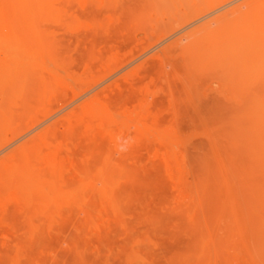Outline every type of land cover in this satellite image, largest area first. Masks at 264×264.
<instances>
[{
	"label": "rangeland",
	"instance_id": "1",
	"mask_svg": "<svg viewBox=\"0 0 264 264\" xmlns=\"http://www.w3.org/2000/svg\"><path fill=\"white\" fill-rule=\"evenodd\" d=\"M136 1L0 0V264H264V50L169 52L248 0Z\"/></svg>",
	"mask_w": 264,
	"mask_h": 264
},
{
	"label": "bare ground",
	"instance_id": "2",
	"mask_svg": "<svg viewBox=\"0 0 264 264\" xmlns=\"http://www.w3.org/2000/svg\"><path fill=\"white\" fill-rule=\"evenodd\" d=\"M23 2L25 1V0H22ZM136 1V0H135ZM159 1H161V0H137L136 2H134V3H136V6L137 7H139V8H142L143 9V11H144V15H149V12H147V8H149L150 7V9L152 8V5H156L155 3L156 2H158V3H160L159 5H161V3H162V1L161 2H159ZM29 2H32V1H29ZM131 2H133V1H131ZM222 2L223 1H221V2H218V3H215V1H214V3H212L209 7V10L210 9H212V8H214L215 6H218V5H221L222 4ZM25 3V2H24ZM157 3V4H158ZM166 3H169V2H166ZM128 4H131V6L133 5V3H128ZM177 4V3H176ZM179 4V3H178ZM177 4V5H178ZM200 4H203L202 3V1H201V3ZM215 4V5H214ZM4 5V4H3ZM17 5H19V3H17ZM166 5V4H165ZM185 6H186V4H184ZM124 6H126L125 8H124V10L123 11H127V7L129 6V9H130V5H124ZM135 6V5H134ZM133 6V7H134ZM167 6H169V5H167ZM206 6V5H205ZM246 7V11H243L242 10V7ZM147 7V8H146ZM162 7H164V6H162ZM166 7V6H165ZM171 9H173V7H171V5L169 6ZM135 8V7H134ZM161 8V7H160ZM159 8V9H160ZM186 8V7H185ZM128 9V10H129ZM131 9H133V8H131ZM146 9V10H145ZM187 9V8H186ZM190 9V8H189ZM189 9H187V10H189ZM103 10H105V9H103ZM166 10V9H165ZM169 10V9H168ZM205 10V9H204ZM214 10V9H213ZM190 11L192 12V9H190ZM190 11H188V13L190 12ZM198 11V10H197ZM91 12H93L94 13V11H90L89 13H91ZM139 12H140V10H139ZM142 12V11H141ZM145 12L147 13V14H145ZM159 12H160V10H159ZM167 12V11H166ZM93 13H91V14H93ZM103 13H104V11H103ZM128 13H129V11H128ZM127 12H126V16L128 17L129 16V14H128ZM203 12H201V13H199L198 15H200V14H202ZM209 13V12H208ZM142 13H139V15H140V17H141V15L142 16H144ZM191 14H193V12L192 13H190V15ZM207 15V14H206ZM102 16V15H101ZM145 16V18H146V20H147V17ZM192 16V15H191ZM191 16H190V18H191ZM125 17V16H124ZM140 17H138V18H140ZM94 18V17H93ZM189 18V16H188V19H190ZM142 19V18H141ZM125 20V19H124ZM149 20V19H148ZM200 20V19H199ZM198 20V21H199ZM141 21V20H140ZM91 22V21H90ZM144 22V21H143ZM150 21H148V23H149ZM173 22V21H172ZM177 22V21H176ZM175 21H174V23H176ZM179 22V21H178ZM105 23V22H104ZM125 24V23H124ZM139 23H137V25H138ZM172 25V24H171ZM120 26V25H119ZM157 26V25H156ZM118 27V26H117ZM123 27V26H122ZM146 27H148V26H146ZM167 27H168V25H167ZM150 28V27H149ZM163 28V27H162ZM175 28V27H174ZM92 30V29H91ZM149 30V29H148ZM159 30V29H158ZM163 30H164V28H163ZM168 30H169V27H168ZM121 32V31H120ZM97 34V33H96ZM96 36V35H95ZM117 37V36H116ZM167 38H168V36H167ZM93 39H94V37H93ZM96 39H97V37H96ZM95 40V39H94ZM105 40V39H104ZM125 40V39H124ZM182 40H185V42L187 43L186 44V46H184V47H180V43H173V45L169 48V52L170 53H175V51L176 50H178V47L180 48V50H181V53L183 54V56H184V61H189V57L191 56V55H196V54H201V55H204V56H207L208 57V59H211V61L213 62V63H215V65H217V66H221V67H223V66H225V65H227V66H230V65H237V64H240V62L241 61H243V59L244 58H246V57H248L249 56V54H250V52H252V51H254V50H257V51H260V50H264V0H248V1H246V2H242V4H240V6H236L235 8H233V9H231V10H229V11H227V12H225L224 14H222L221 16H218V17H216V18H214V19H212V20H210V21H208L207 23H204L203 25H200L199 27H197L196 29H194V30H192V31H190V32H188L187 34H185L183 37H181L180 39H178V41L179 42H181ZM107 41V40H106ZM125 41H128V40H125ZM91 42V41H90ZM92 42H93V40H92ZM100 43V42H99ZM122 43V42H121ZM124 43V42H123ZM182 43V42H181ZM64 44V43H63ZM66 48H68V47H66ZM93 49H95V45H94V48ZM123 49V48H122ZM149 50V49H148ZM104 53V52H103ZM90 54V53H89ZM135 54V53H134ZM121 56V55H120ZM71 58V57H70ZM79 58V57H78ZM136 58V57H135ZM93 59V58H92ZM91 59V60H92ZM75 60V59H74ZM194 60H197V59H194ZM194 60H192V62H194ZM69 61V60H68ZM123 61V60H122ZM168 61H169V59H168ZM80 62V61H79ZM157 62V61H156ZM173 62H174V60H173ZM177 63L179 62V59L176 61ZM198 62V61H197ZM64 63V62H63ZM121 63V62H120ZM160 63V62H159ZM169 63V62H168ZM170 63H171V61H170ZM187 63V62H186ZM95 64V63H94ZM155 64V63H154ZM158 64V63H157ZM172 65H170V64H168L169 66H174V65H176L175 63H171ZM178 64H180V63H178ZM159 66H160V64H158ZM193 65V64H192ZM92 66V65H91ZM202 66V65H201ZM63 67H65V66H63ZM72 67V66H71ZM93 67H94V65H93ZM161 67H162V65H161ZM174 67H176V66H174ZM182 67H183V65H182ZM145 68V67H144ZM151 68V67H150ZM154 68V67H153ZM160 68V67H159ZM184 68V67H183ZM183 68L180 70V72L181 71H184L183 70ZM193 68H195L194 67V65H193ZM58 69V68H57ZM61 69V68H60ZM146 69H147V67H146ZM160 69H162V68H160ZM176 69V68H175ZM185 69V68H184ZM222 69V68H221ZM231 69V68H230ZM148 70V69H147ZM146 70V71H147ZM159 70V69H158ZM195 71L196 70H198V69H194ZM200 70V69H199ZM217 70V69H216ZM149 71V70H148ZM178 71V70H177ZM160 72V71H159ZM179 72V71H178ZM185 72V71H184ZM199 72H203V71H199ZM219 72H221V71H218L217 70V73H219ZM144 73H148V72H144ZM144 73H142V74H144ZM186 73V72H185ZM150 74V73H149ZM154 74V73H153ZM159 74V73H158ZM188 74V73H187ZM226 74V73H225ZM220 75V79H221V81L223 80L222 78H225L226 77V75ZM74 75H76V74H74ZM147 74H145V76H146ZM155 76H158V75H156V73H155ZM207 76V75H206ZM204 77V79H203V81H205V79H207L208 77ZM222 77V78H221ZM136 78H138V77H136ZM154 78H156V77H154ZM162 78H164L163 76H162ZM182 78V77H181ZM201 78H203V77H201ZM218 78V76L216 77V80L217 79H219ZM12 79H14V78H12ZM138 79H140V78H138ZM185 79V78H184ZM183 78H182V80H184ZM233 79V78H232ZM146 80V79H145ZM144 80V81H145ZM162 80V79H161ZM163 80H165V78L163 79ZM181 80V81H182ZM225 80V79H224ZM19 81H21L20 79H19ZM137 82V81H136ZM141 82V81H140ZM162 82V81H161ZM185 82H187L186 81V79H185ZM226 82V81H225ZM229 83H232V82H230V81H228ZM234 82V81H233ZM108 83V82H107ZM143 83V82H142ZM203 83V82H202ZM38 84V83H37ZM133 84H136V83H133ZM192 84V83H191ZM139 85V84H138ZM172 85H173V83H172ZM180 86H181V84H179ZM178 85V86H179ZM40 86V85H39ZM84 86H87V85H84ZM201 86H203V84H201ZM32 87L34 88V86L32 85ZM104 87V86H103ZM174 87H175V85H174ZM174 87H173V89H174ZM183 87V86H182ZM185 87V86H184ZM183 87V88H184ZM247 87H250V86H247ZM12 88V87H11ZM14 88V87H13ZM9 89V88H8ZM25 89H26V87H25ZM253 89H255V88H253ZM174 90H176V88L174 89ZM178 90V89H177ZM262 90H264V89H262ZM191 91V90H190ZM96 92V91H95ZM6 93V92H5ZM108 93V92H107ZM177 93V92H176ZM213 93H216V92H213ZM212 92H211V94H213ZM221 93H223V92H221ZM8 94V93H7ZM25 94V93H24ZM100 94V93H99ZM27 95V94H26ZM130 97L129 98H131V96H134V95H130V94H128ZM127 95V96H128ZM183 95H184V91H183ZM216 95V94H215ZM220 95V94H219ZM252 95H254V94H252ZM147 96V95H146ZM209 96H212V95H209ZM60 97V96H59ZM66 97V96H65ZM68 97H70V96H68ZM151 97V96H150ZM215 97H217L218 98V96H214V98L212 97V98H210V101H207V103H211L212 104V102H211V99H217V98H215ZM223 97V96H222ZM255 97V96H254ZM4 98V97H3ZM61 98V97H60ZM136 98V97H135ZM139 98V97H138ZM141 98H143L142 96H141ZM141 98H139V99H141ZM201 98H202V96H201ZM9 99V98H8ZM59 99V98H58ZM150 99V98H149ZM222 99H224V98H222ZM3 100V99H2ZM29 100V99H28ZM129 100V99H128ZM226 100V99H225ZM225 100H223V101H225ZM74 101V100H73ZM72 101V102H73ZM154 101V100H153ZM223 101H219V102H222V104L221 105H224V104H227L228 102L230 103V102H233V101H226L227 103H225V102H223ZM235 101V100H234ZM2 102H5V100L4 101H2ZM65 102V101H64ZM71 102V101H70ZM144 102V101H143ZM158 102V101H157ZM156 102V103H157ZM201 102V101H200ZM206 102V101H205ZM218 101L216 100V104L214 103L213 104V106H215V108L217 109V110H220V112H224L223 110H224V107L222 108V107H219V106H221L220 104H218L217 103ZM243 102H246V99H245V101H243ZM250 102V101H249ZM139 103V102H138ZM21 104H22V102H21ZM25 104V103H24ZM236 103H234L233 105H235ZM243 105H244V103H242ZM26 105H27V103H26ZM87 105V104H86ZM208 105H210V104H208ZM32 106V105H31ZM66 106V105H65ZM75 106H76V104H75ZM88 106V105H87ZM183 106V105H182ZM139 107V106H138ZM137 107V108H138ZM2 108V107H1ZM51 108V107H50ZM185 108V107H184ZM200 108H202L201 106H200ZM219 108V109H218ZM227 108V107H226ZM225 108V109H226ZM237 108V106L235 107V109H233V110H235V111H237L238 112V110H239V112L241 111V109H236ZM202 109H204V108H202ZM208 109V108H207ZM212 109H214V108H212ZM206 110V109H205ZM204 110V111H205ZM216 110V111H217ZM15 111V110H14ZM201 111H203V110H201ZM200 111V113H202ZM20 112V111H19ZM26 112V111H25ZM184 112H186V111H184ZM191 112H192V110H191ZM214 111H212L211 113H213ZM218 112V111H217ZM216 112V113H217ZM231 112H232V110H231ZM236 112V113H237ZM235 113V112H234ZM29 114V111L28 112H26V114L24 113V115L25 116H27ZM196 114V113H195ZM224 113H221L220 115H223ZM238 114V113H237ZM193 115V114H192ZM224 116V115H223ZM223 116H221V119L223 120ZM73 117V116H72ZM193 117H195L196 118V116H193ZM212 117V116H211ZM217 117V116H216ZM226 117H227V114H226ZM229 117V116H228ZM40 118V117H39ZM162 119V118H161ZM217 119H218V117H217ZM95 120H97V119H95ZM205 120V119H204ZM219 120V119H218ZM23 121V120H22ZM21 121V122H22ZM206 121V120H205ZM42 122V121H41ZM75 122V121H74ZM202 122V121H201ZM23 124V123H22ZM60 124V123H59ZM209 124V123H208ZM215 124V123H214ZM213 124V125H214ZM61 125V124H60ZM62 125H64V123L62 124ZM67 125V124H66ZM212 125V124H211ZM54 126V125H53ZM68 126H70V125H68ZM54 127H57V128H59V126H54ZM52 128L53 130H51V131H54L55 130V128ZM73 127V126H72ZM66 128V127H65ZM64 128V130H66ZM33 129V128H32ZM68 129H71V128H68ZM59 130V129H58ZM58 130H56V131H58ZM64 130H63V132H64ZM74 130V129H73ZM69 131V130H68ZM78 131V130H77ZM50 132V131H49ZM52 133V132H51ZM59 133V132H58ZM61 133V132H60ZM76 133V132H75ZM101 133V132H100ZM128 133V132H127ZM42 135H43V133H42ZM59 135V134H58ZM61 135H63V133H61ZM65 135V134H64ZM75 135V134H74ZM129 135H131L130 134V132H129ZM100 136V135H99ZM35 137H38L37 135L35 136ZM75 138V137H74ZM119 139V138H118ZM104 140V139H103ZM121 140V139H120ZM126 140V139H125ZM14 141V140H13ZM28 143V142H27ZM29 143H34V142H29ZM29 143H28V145H27V147L29 146ZM41 143V142H40ZM105 143H107V142H105ZM116 143H117V141H116ZM115 143V144H116ZM35 146V145H34ZM105 146V145H104ZM116 146V145H115ZM105 148V147H104ZM111 149V148H110ZM113 149V148H112ZM23 151H26V149L25 150H23ZM110 151H111V153H112V151L113 150H109L108 151V153H110ZM117 151V150H116ZM13 152H17V150L16 151H13ZM17 154V153H16ZM111 155H113V154H111ZM18 156H20V155H18ZM18 158V157H17ZM20 159V160H19ZM19 159L17 160V161H21V162H23V160H21L22 159V157H19ZM34 160V159H33ZM16 161V160H15ZM44 161H45V159H44ZM32 162V161H31ZM30 163V162H29ZM22 165V164H21ZM32 165V164H31ZM25 167H23L22 166V169H24ZM0 169H1V167H0ZM42 169V168H41ZM2 170V169H1ZM27 171V170H26ZM45 171V170H44ZM1 172V171H0ZM34 172V171H33ZM33 172H32V174H33ZM3 173V172H2ZM37 173H39V172H37ZM23 174H27V172L25 173H23ZM3 175H4V173H3ZM47 175V174H46ZM45 176V175H44ZM33 177H35V175L33 176ZM2 184V183H1ZM21 184V183H20ZM3 190V189H2ZM37 198V197H36ZM23 214V213H22Z\"/></svg>",
	"mask_w": 264,
	"mask_h": 264
}]
</instances>
